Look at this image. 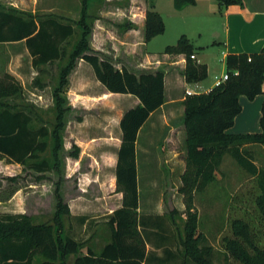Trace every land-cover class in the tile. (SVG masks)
Instances as JSON below:
<instances>
[{"label": "trees", "instance_id": "1", "mask_svg": "<svg viewBox=\"0 0 264 264\" xmlns=\"http://www.w3.org/2000/svg\"><path fill=\"white\" fill-rule=\"evenodd\" d=\"M82 0L77 20L52 12L20 10L0 5V42L25 41L32 57V66L38 75L44 66L62 63L53 87V122L44 118V111L33 102L23 99V86L12 74L0 77V160L22 166V171H32L36 181L48 179V172L61 176V154L64 149L63 132L66 115L70 110L66 95L69 77L79 60L88 62L96 79L111 93L130 94L140 103L124 112L120 120L121 146L116 166V192L123 194L121 207L115 209L108 220L109 241L98 252L91 244L67 233L66 219L71 216L68 203L61 192L62 177L55 183V212L50 221L36 222L28 213L0 214V264H144L147 244L140 229L139 187L136 145L140 130L150 115L160 108L165 99V72L143 70L135 72L114 61L92 47L94 24L89 10L93 2ZM221 7L243 5L242 0H217ZM196 0H174V7L182 10L194 5ZM125 30L135 29L136 24H118ZM79 30V38H72ZM165 22L152 4L146 10L144 41L164 33ZM195 47L186 35L177 43L168 45L164 53L184 54V75L190 83L201 82L208 77L205 64L193 58ZM226 67L229 78L207 92L189 95L184 100L185 169L181 174L186 218L183 225V254L195 264H214V249L204 243L198 232L199 214L195 206V194L214 182L216 172L226 153L251 175L257 177L261 190L258 203L264 214V169L254 163L249 145L264 147V102L259 133H232L241 112L240 97L255 98L264 93V51L248 54H228ZM238 71V74H234ZM35 86L44 89L47 84L40 77ZM71 156L78 157L80 148L73 145ZM49 152V156L45 154ZM21 173L0 176V191L5 182L19 183ZM81 222L86 217L80 218ZM231 237H224L225 249L240 264H264V246H260L253 234L252 225L242 218L231 221ZM86 248V254L83 249Z\"/></svg>", "mask_w": 264, "mask_h": 264}, {"label": "rangeland", "instance_id": "2", "mask_svg": "<svg viewBox=\"0 0 264 264\" xmlns=\"http://www.w3.org/2000/svg\"><path fill=\"white\" fill-rule=\"evenodd\" d=\"M62 1L64 0H38L37 5L40 9L49 6L61 7ZM144 1L99 0L93 2L89 10L90 20L94 24L92 47L102 55L110 57L116 67L126 66L137 73L154 68L155 62L144 61L145 49L154 54L164 52L166 46L177 43L183 26L180 16L171 12L172 0L171 2L146 0L150 5L156 3L157 10L161 11L165 22L164 33L145 42V48L143 32L138 30L133 32V41L121 44L118 36H122L127 30L118 24L132 22V19L142 24L140 13ZM30 2L31 0H0V5L17 8L25 7ZM56 12L79 17V11L68 13L58 9ZM100 31H104L106 35L103 39L105 52L99 50L102 45L99 44L101 35L98 36L97 33ZM78 38L79 30L72 38V43ZM112 39L118 41V50L114 48ZM14 53L20 56L16 60L8 57L5 68L2 65L3 61L0 60V77L9 71L16 73L15 76L23 86L22 98L41 107L44 118L53 122L55 115L52 91L62 63L46 65L45 72L38 75L32 69L31 59L25 53L24 45L0 44V55ZM207 53L212 60V72L203 85L196 89L197 91L206 90L217 78L227 72L226 60L220 51L213 49ZM35 77H40L47 86L44 89L35 86ZM188 86L194 88L192 85ZM66 95L71 108L66 115V127L63 132L61 176L53 171L48 172V179L38 182L37 174L34 172H23L22 166L0 160V176H14L21 173L19 183L5 182V186L0 191V201H2L0 214L21 210L33 215L36 222L50 221L56 205L55 183L62 177L61 192L64 199L67 202L71 200L77 213L86 215L84 225L77 219L67 218L66 226L67 228L71 226L70 230L67 229V233L86 244H91L96 249L101 245L99 235L108 230L105 225H100L104 223L102 219L108 218V216L102 217V213L106 211L104 210L106 207L110 209L116 206V201L111 196L112 175L106 169L114 164L115 153L109 154L107 158H100L98 153L99 162L106 167L100 169L99 163L87 153L83 154L79 162L71 156V152L74 150L73 145L76 140H82L84 144L85 140L91 137L112 136L113 141H118L119 118L132 105L134 98L127 94H110L96 79L91 69H82L74 74ZM183 118L184 113L182 114L180 110H176L169 118V124H166L164 119L155 117L151 123L142 128L139 137L138 167L142 209L155 216L149 232L152 241L147 264H195L185 259L182 245L183 225L187 217L183 195L180 192L181 174L185 169L186 132ZM248 149L254 155L255 165L259 169H264V147L253 144L249 145ZM45 155L50 154L47 152ZM19 187H21L19 197L10 202V198ZM260 195L257 177L244 170L229 153L223 156L214 182L195 194V206L199 214L198 232L204 236V243L213 247L214 264H240L223 244L224 237L232 236L231 221L235 218L249 221L256 242L264 246V214L258 203Z\"/></svg>", "mask_w": 264, "mask_h": 264}, {"label": "crops", "instance_id": "3", "mask_svg": "<svg viewBox=\"0 0 264 264\" xmlns=\"http://www.w3.org/2000/svg\"><path fill=\"white\" fill-rule=\"evenodd\" d=\"M62 2H63L62 5H60L61 7L49 6L47 8L40 9L38 8V5H37L38 0H31L29 5H26L25 7H17V8H19L20 10L29 11L32 13H37L41 11L57 13L56 11L58 9L67 11L68 13L79 11V16H80V11L82 8V0H64ZM242 2H243V5L235 4V5H231L228 7H221L217 0H196V3L194 5L187 6L186 8L182 10H177L174 7V0H172L173 9L171 7V12L179 15L181 18V22L183 23V26H181V29H180L181 34L179 38L181 37V35H186L190 39V41L195 47V52H194L195 58L193 59L197 63L205 64L207 66V69H208L207 78L210 77L211 72H212V60L211 58H209L210 54L207 53V51L209 50L217 49L218 51L222 53L225 60H226V56L232 53L234 54H239V53L254 54V53H260L264 51V0H242ZM152 4L154 5V9L162 15L161 11L157 10V4L156 3H152ZM151 5L148 4L147 1L145 0L143 3V6L141 7L142 9L140 13V20L142 21V24H139L138 22L132 19V22H134L138 28L127 30L122 33V36L117 35L119 42L121 44H127L133 41V38H134L133 32H136L138 30L140 32L141 31L143 32L142 34L143 35V45L145 48L146 45L144 41L145 40L144 39V28H145L146 10L150 8ZM64 16L74 19V20H77L79 18V17L78 18L74 17L73 15H69V16L64 15ZM105 31L107 32L106 29ZM97 34L98 36L101 35L100 36L101 38L99 37V40H100L99 44L100 45L102 44V45H101V48H99V50H101V52H105L104 50L106 49L103 46V39L106 35L104 34V31H100ZM112 36L114 37V35ZM111 41L115 44L114 48L118 50L119 49L117 47L118 41L116 39L115 40L112 39ZM0 44L24 45L25 53H27L30 56V53L25 45L24 40L16 41V42H5V43L0 42ZM145 52H146V55L144 57V61L149 60L151 62H155L153 70H150V71L163 70L165 72V99L166 101L160 108L155 110L150 115V117L145 122L142 128H144L146 124L151 123V120L155 117L158 119L161 118V120L164 119V122L166 124H169L168 120L171 116L175 114L176 110L182 111V114H183L185 111L184 100L187 97L186 89H191L195 91L196 93H200V92H207L212 87L215 86V82H214L206 90L197 91L196 89L200 88L203 85V82L205 80L201 82H195V83H190L186 81L184 70L186 67L187 60L184 54H168L164 52L159 53V54H154V53L148 52L147 49H145ZM19 56H20L19 54H15V53L12 55H0V60L3 61L2 65L5 68V62L7 61L8 57L11 58V60H16ZM115 56H118V55H115ZM30 59H31V64H32L31 56H30ZM90 66L91 65L85 60L83 59L79 60L76 69L72 72V74L69 77V84H71L72 77L74 76V74H76L80 70L82 69L93 70L92 66L91 67ZM118 68H122V67L120 66ZM32 69L35 73L37 72L38 74V71L33 66H32ZM6 73H10L14 76L16 74V73H11L10 71ZM188 85H192L194 88H191ZM263 91H264V84H263ZM109 93L113 95L120 94V93H111V92ZM127 95L132 96L134 98L132 101V105L129 108H133L140 103V100L137 97L130 95V94H127ZM263 102H264V93L258 94L253 99H249L247 96L242 95L240 97V103L242 105V110L236 116L234 125L228 130V132H232V133H259L261 132L262 128L260 125V119L262 116ZM123 114L120 116L119 122H118L119 123V136L117 137L118 141H113L112 136L98 137V138L91 137L85 140L84 144L82 140L75 141L76 142L75 145H77L80 148V153L78 157H73V158L76 161L80 162L82 160L81 158L83 154L87 153L88 156L94 158V160L97 163H99L98 168L100 169L101 168L104 169L106 167H103V164L99 162L98 153L100 154V158H107L109 154L113 152L115 153L114 164L106 169H108L112 175L111 192H113V194L111 196H113L112 198L115 199L116 206L110 209L106 207L104 209L106 211H103L102 213V217L108 216V218L102 219L104 220L102 221L104 223L100 225L102 226L105 225V227H107L108 230H106V233L104 234L102 233L99 235L100 240H101L100 247L96 249L93 247L98 252L109 241L110 233H109V227H108V220H109L110 215L113 213L115 209L121 207L122 205L123 194L121 192H116V166H117V160H118V151L121 146L122 131L120 128V120ZM141 130H140V133H141ZM140 133H139L138 141L136 145L137 168H138V187H139V209L138 211H139V219H140V229L145 237L146 244H147V258H146V261L144 262V264H147V261H148V258L151 252L149 249V246L152 241L150 239L149 232L152 229V219L155 216L153 213H150L149 211H144L142 209L140 173H139V167H138V143H139ZM20 189L21 187H19L16 190V192L10 198L9 200L10 202L17 200L21 192ZM0 203H2V201H0ZM67 203L71 211V216L69 218L77 219L81 221L80 218L83 216H86V215H80L79 213L76 212V209L74 208L71 200L70 202H67ZM6 213L17 214V213H27V212L20 210V211H14V212L8 211L2 214H6ZM85 222L84 223L81 222L82 225H84ZM70 228L71 226H69V228L67 229L70 230ZM94 237L93 239H95ZM86 251L87 249L84 248L83 254H86Z\"/></svg>", "mask_w": 264, "mask_h": 264}, {"label": "built area", "instance_id": "4", "mask_svg": "<svg viewBox=\"0 0 264 264\" xmlns=\"http://www.w3.org/2000/svg\"><path fill=\"white\" fill-rule=\"evenodd\" d=\"M192 58H195V55H192ZM235 75L238 74V71H235L234 73ZM229 78V73L225 72L222 76H220L219 78L216 79L215 81V86L220 85L221 83L225 82L227 79ZM196 94L195 91L191 90V89H186V95H193Z\"/></svg>", "mask_w": 264, "mask_h": 264}]
</instances>
